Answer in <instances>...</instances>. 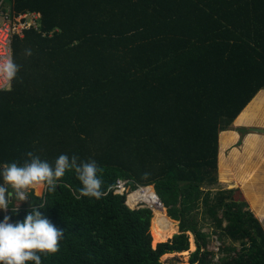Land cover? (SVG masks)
Instances as JSON below:
<instances>
[{"label":"trees","instance_id":"trees-1","mask_svg":"<svg viewBox=\"0 0 264 264\" xmlns=\"http://www.w3.org/2000/svg\"><path fill=\"white\" fill-rule=\"evenodd\" d=\"M8 2L39 17L12 36L20 70L0 90V167L31 151L53 166L67 154L103 168L100 199H78L71 170L21 202L7 185L0 221L21 222L44 203L64 231L42 264H164L190 235V264H264V226L241 191L202 188L218 182L219 132L264 88V0ZM117 179L152 185L178 233L153 246L152 210L128 207Z\"/></svg>","mask_w":264,"mask_h":264},{"label":"clouds","instance_id":"clouds-1","mask_svg":"<svg viewBox=\"0 0 264 264\" xmlns=\"http://www.w3.org/2000/svg\"><path fill=\"white\" fill-rule=\"evenodd\" d=\"M32 54L30 49L25 50V55ZM20 66L15 63L11 55L0 60V79L10 83L16 78ZM28 159L20 165L17 162L6 163L0 167V209L7 210L9 193L7 185L13 189V194L18 201L28 199V189L36 186H46L49 192L54 191L57 181L67 171H74L82 185L79 189V199L94 197L100 199L104 195L103 168L98 166L95 160L82 161L77 155L69 157L60 154L53 164L41 159L38 155L29 151ZM147 175V174H145ZM45 206L41 203L30 206L23 221L15 224L9 223V217L5 216L0 221V264H42L40 253L55 254L59 251V241L64 231L57 229L39 209Z\"/></svg>","mask_w":264,"mask_h":264},{"label":"crops","instance_id":"crops-1","mask_svg":"<svg viewBox=\"0 0 264 264\" xmlns=\"http://www.w3.org/2000/svg\"><path fill=\"white\" fill-rule=\"evenodd\" d=\"M263 112L264 88L236 116L229 129L219 132L217 170L228 189L241 191L249 209L264 226V132L255 130H264Z\"/></svg>","mask_w":264,"mask_h":264},{"label":"built area","instance_id":"built-area-1","mask_svg":"<svg viewBox=\"0 0 264 264\" xmlns=\"http://www.w3.org/2000/svg\"><path fill=\"white\" fill-rule=\"evenodd\" d=\"M39 15L30 12L16 13L10 6L8 0H0V60L7 58L9 55L12 57V36L19 34L22 36L23 30L34 26L36 27ZM10 83L0 79V90L8 89ZM133 181L130 179H117L116 184L113 186L114 193L125 195V204L130 208L148 207L152 208L146 203L138 202L133 206L127 204V196L134 190H142L146 186L136 184V188L132 189ZM156 195V193H155ZM159 205H163L159 197L156 195ZM7 211V210H6ZM153 212V211H152Z\"/></svg>","mask_w":264,"mask_h":264},{"label":"bare ground","instance_id":"bare-ground-1","mask_svg":"<svg viewBox=\"0 0 264 264\" xmlns=\"http://www.w3.org/2000/svg\"><path fill=\"white\" fill-rule=\"evenodd\" d=\"M39 191L40 190L38 185L37 192ZM138 202L146 203L152 208V210H154L152 224H151V230L153 234V241H152L153 246H155L156 243L158 242L165 241L166 237L171 236L175 232H177L175 222L164 211H162L166 209L164 206L159 205L152 186L144 187L142 190H134L128 195L127 198L128 205L133 206ZM185 252L186 251H183L182 253Z\"/></svg>","mask_w":264,"mask_h":264},{"label":"rangeland","instance_id":"rangeland-1","mask_svg":"<svg viewBox=\"0 0 264 264\" xmlns=\"http://www.w3.org/2000/svg\"><path fill=\"white\" fill-rule=\"evenodd\" d=\"M217 178H218V182L214 185H209V186H203L202 188L204 190H212L213 192L216 191L217 189H228V185L226 183H222L219 179V174H218V170H217ZM152 186V185H150ZM45 187L46 186H39V192H37V189H38V186L34 187V188H30L28 189L27 191L29 190H33L34 194L37 195V196H41L44 191H45ZM147 187V186H146ZM153 188V186H152ZM154 190V189H153ZM133 192V191H132ZM130 194V193H129ZM128 194V195H129ZM128 198V196H127ZM143 203V202H142ZM148 205V204H147ZM166 209V208H165ZM153 211V214H154V210ZM165 212V210H162ZM167 213V212H166ZM153 218V217H152ZM201 221V220H200ZM201 223V222H200ZM151 224H152V219H151ZM176 228H177V232L175 233H178V221L176 222ZM203 231L207 232V233H210V238H209V247L211 250L217 252L218 251V247H219V244H220V241H218L217 239V234L215 232H213V228L212 226H209V225H205L203 227ZM174 233V234H175ZM215 233V234H214ZM151 234H152V230H151ZM190 235V234H189ZM172 236V235H171ZM171 236H168L166 237L165 240H167L168 238H170ZM224 239V242L226 243H230V239L228 238H225L223 237ZM152 241H153V234H152ZM225 243V244H226ZM235 245L238 246V243H235ZM196 248L195 246V243H194V238L192 235H190V245H189V249L185 252V253H182V252H171V253H167V254H164L162 257H161V261L164 263V264H190L189 263V256H190V253L192 251H194ZM218 255V254H217ZM217 258V256L215 257Z\"/></svg>","mask_w":264,"mask_h":264},{"label":"water","instance_id":"water-1","mask_svg":"<svg viewBox=\"0 0 264 264\" xmlns=\"http://www.w3.org/2000/svg\"><path fill=\"white\" fill-rule=\"evenodd\" d=\"M255 130H257V131H263L264 132V130H262V129H255ZM176 221V220H175ZM177 222V221H176ZM166 241V240H165ZM157 244V243H156Z\"/></svg>","mask_w":264,"mask_h":264}]
</instances>
